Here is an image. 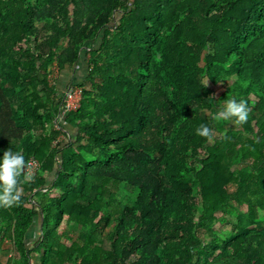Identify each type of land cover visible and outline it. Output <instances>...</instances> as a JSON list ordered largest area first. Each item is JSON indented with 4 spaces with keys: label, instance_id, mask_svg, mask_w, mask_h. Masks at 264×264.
Listing matches in <instances>:
<instances>
[{
    "label": "trees",
    "instance_id": "obj_1",
    "mask_svg": "<svg viewBox=\"0 0 264 264\" xmlns=\"http://www.w3.org/2000/svg\"><path fill=\"white\" fill-rule=\"evenodd\" d=\"M80 60L88 85L56 129L48 68ZM230 98L246 123L212 119ZM6 150L40 165L0 207L11 264H264V0H0ZM227 222L230 236L213 229Z\"/></svg>",
    "mask_w": 264,
    "mask_h": 264
},
{
    "label": "clouds",
    "instance_id": "obj_2",
    "mask_svg": "<svg viewBox=\"0 0 264 264\" xmlns=\"http://www.w3.org/2000/svg\"><path fill=\"white\" fill-rule=\"evenodd\" d=\"M208 81L204 87H207ZM251 108L244 99L230 98L225 100L223 106L213 115L216 121L234 120L236 125L248 121ZM197 135L205 137L211 142L215 133L206 124H201L196 129ZM23 177V179H21ZM33 175L28 172V163L20 151L6 150L0 159V207H12L20 203L23 189L22 184L31 182Z\"/></svg>",
    "mask_w": 264,
    "mask_h": 264
},
{
    "label": "rangeland",
    "instance_id": "obj_3",
    "mask_svg": "<svg viewBox=\"0 0 264 264\" xmlns=\"http://www.w3.org/2000/svg\"><path fill=\"white\" fill-rule=\"evenodd\" d=\"M86 66V62L84 63ZM84 71H87V69L85 68ZM80 77H83V75L80 73ZM82 79V78H81ZM80 80V78H79ZM53 84V83H52ZM54 86H56L57 89V85L56 83L53 84ZM81 87L88 85V83H86L84 80L79 84ZM69 130H67L66 134L71 137L74 138L73 132L71 131L70 128H68ZM58 140H62L63 142H65L66 138L63 137V135H61ZM46 178H47V184L49 185V183L52 181L53 176L51 174H44L42 173ZM117 194L120 197H131V198H135L137 195V191L135 188H133L132 186L128 185V184H120L119 185V190L117 192ZM40 217H36L31 228L30 231L28 232L27 238H26V243L27 246L31 247L33 245V243L39 238V236L41 235V231H40ZM213 229L216 230L218 233H220L221 235L227 237L230 236V234L232 233V226L230 222L227 223H216L213 226ZM78 230L77 228H73L72 226L66 227L65 231H64V235L66 237V239H75L77 236ZM62 240V239H61ZM60 240V241H61ZM62 242V241H61ZM15 251L14 248L12 246V244H10V242H4L1 246H0V262H2L1 264H11V259L14 256ZM32 262L34 264H39V259L38 257H33L32 258ZM218 264H233V260L231 258H221V261ZM235 264V263H234Z\"/></svg>",
    "mask_w": 264,
    "mask_h": 264
},
{
    "label": "built area",
    "instance_id": "obj_4",
    "mask_svg": "<svg viewBox=\"0 0 264 264\" xmlns=\"http://www.w3.org/2000/svg\"><path fill=\"white\" fill-rule=\"evenodd\" d=\"M59 76V67L56 64H52L48 68L47 79L50 84H55ZM83 88L79 85H69L65 88L61 94L62 107L54 122V128L59 129L61 126H66V116L70 112L76 111L80 107V102L82 99ZM39 163L37 160L31 158L28 162V172L31 175L36 174L39 171Z\"/></svg>",
    "mask_w": 264,
    "mask_h": 264
},
{
    "label": "crops",
    "instance_id": "obj_5",
    "mask_svg": "<svg viewBox=\"0 0 264 264\" xmlns=\"http://www.w3.org/2000/svg\"><path fill=\"white\" fill-rule=\"evenodd\" d=\"M85 67L86 66L84 64V61L80 60L76 63V65L72 69L67 71V73L65 72L59 75L56 81V85L58 87L57 89H59V92H62L65 88H67V86L71 84H80L86 72L84 71ZM80 73L83 75V77H80Z\"/></svg>",
    "mask_w": 264,
    "mask_h": 264
}]
</instances>
